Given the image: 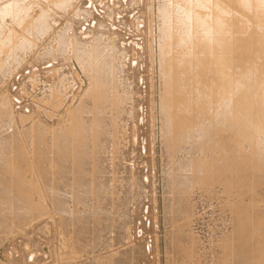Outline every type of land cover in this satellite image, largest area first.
Returning a JSON list of instances; mask_svg holds the SVG:
<instances>
[{"label": "rangeland", "instance_id": "obj_1", "mask_svg": "<svg viewBox=\"0 0 264 264\" xmlns=\"http://www.w3.org/2000/svg\"><path fill=\"white\" fill-rule=\"evenodd\" d=\"M219 4L0 0V264H145L144 255L147 264H240L230 180L204 178L195 164L229 154L215 144L216 129L232 133L214 116L226 100L186 93L175 109L194 121L169 144L161 86L165 43L176 34L188 45V18ZM79 135L84 160L67 156ZM29 199L40 211L29 212Z\"/></svg>", "mask_w": 264, "mask_h": 264}, {"label": "bare ground", "instance_id": "obj_2", "mask_svg": "<svg viewBox=\"0 0 264 264\" xmlns=\"http://www.w3.org/2000/svg\"><path fill=\"white\" fill-rule=\"evenodd\" d=\"M54 1L56 0H53V2ZM217 1L220 3L218 7L220 9L222 8L223 11H213L210 12V14L199 12L197 13V15L188 18L184 31V33L189 36L190 43L188 45L183 46L184 36H180L176 34H173V36H171L172 34H170L171 37L163 47L162 52L164 53V56L160 64L161 67L160 72H162V80H163V84L161 85L162 91L165 93V97L167 98V105L169 106L170 109V115H169L170 123L168 124L170 129L168 132V142L169 144L172 143L176 135L181 131V129L183 127H189L194 121L193 114L192 115L182 114L180 111L179 113H177L175 109V106L183 100L182 98L186 93H194V91L208 92L211 94V96H213L212 100H214L215 102L219 101V104H220V100L225 98L226 103H223L224 102L223 100L222 105L226 104L225 109L226 107H228V110L227 111L219 110V112L215 113L214 116L215 119L217 118V121L222 123L221 127L225 126V128H227L225 131H230V133L231 132L232 133L223 136L220 133L221 130L216 129L217 136L219 138L217 137L218 140L215 142V144L217 148L221 149V150L217 149L218 153L219 151H224L222 149H226L229 151V154L228 155L217 154V156L203 158L196 161L195 164L197 169L200 171V173L202 172L201 174H203L204 178H207L209 180H214L215 177H217L221 180L222 179L230 180V183H227L226 186L228 187L229 190L231 189V191L233 189L232 191L233 195L236 194L234 202L232 203V205L230 204V207L234 210V211L232 210V213L234 215V218L236 219V226L234 228V233L233 235L230 236V238H232V241L234 242V246H232L231 248L233 249V252L236 253V255L239 257V260H237L239 261L238 263L264 264V212H262L261 207L259 206V204L264 203V9L263 10L258 9L260 6L263 5L264 0H217ZM87 53L88 52H86V54ZM130 92L131 91H129V93ZM131 94L133 95L132 92ZM210 94L208 95L210 96ZM121 97L123 99V96ZM217 105L218 104H216V106ZM68 121L66 119L65 123H67ZM70 122L71 120L68 123ZM36 125L38 124L36 123ZM68 125L69 124H67V126ZM57 130L58 129H56V132ZM94 131L95 130H93V132ZM151 131L152 130H150V133ZM32 132H34V130ZM220 136L222 137L221 139ZM52 138H54V136ZM83 139L84 136L79 135L78 141L74 143L73 140L72 145L73 146L76 145V147L73 148V151H69L72 154H69V152H67V156L71 155V157H74L75 160L76 159L84 160L86 158L85 153H82L83 148L81 147V145L84 144ZM149 141L151 140L149 139ZM92 148H94V146ZM203 150L204 152H210L211 148L210 146H206L204 147ZM247 150H249L248 153L246 152ZM93 161L95 162V160ZM73 163L74 161H72V164ZM191 171H193V169ZM196 172L197 171H195V173ZM126 176L128 178L129 174H126ZM93 179L94 177L92 178V180ZM94 185L95 184H93L92 186ZM221 191L219 192L221 193ZM80 198H82V196ZM184 198L185 197L180 198L179 196L177 198L175 197L176 207H179L180 210H182L183 212H185L187 209L185 204L186 201L184 200ZM29 200L32 202V206L28 208L29 212L40 211L39 210L40 208L36 207L37 205H35V200L33 199H29ZM30 216H33V214H30L29 217ZM122 236L124 235L122 234ZM73 241L74 239L72 240V242ZM176 249L178 252L180 251V253H182L183 251H187V249L184 248L182 245H179V247H177ZM137 253L139 254V252ZM131 256L135 257L136 255L131 254ZM143 258L147 259L145 258L144 255V257L142 258L139 257V259L142 261H139L138 259L137 261H139L140 263L145 262V264H147L146 262L149 263V261L146 260L143 261ZM151 263L152 262L150 261V264Z\"/></svg>", "mask_w": 264, "mask_h": 264}]
</instances>
